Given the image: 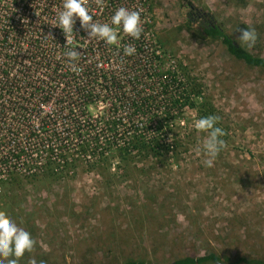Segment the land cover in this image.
I'll use <instances>...</instances> for the list:
<instances>
[{
	"label": "rangeland",
	"instance_id": "1",
	"mask_svg": "<svg viewBox=\"0 0 264 264\" xmlns=\"http://www.w3.org/2000/svg\"><path fill=\"white\" fill-rule=\"evenodd\" d=\"M188 4L233 39L239 29L254 28V47L238 43L264 57V0H150L156 68L162 76L170 67L178 72L187 98L170 118H130L121 109L114 115L113 100L102 96L86 109L101 118L100 130L87 133L112 143L62 147L38 114H24L33 129L19 121L14 98L0 92V211L36 241L18 263L115 264L133 257L166 264L207 251L264 257V74L188 28ZM49 9L0 0V46L7 26L22 19L28 27ZM7 54L0 47V70L9 69L2 63ZM201 114L219 117L225 133L211 167L202 152L207 133L194 128ZM140 135L167 153L133 147Z\"/></svg>",
	"mask_w": 264,
	"mask_h": 264
},
{
	"label": "built area",
	"instance_id": "2",
	"mask_svg": "<svg viewBox=\"0 0 264 264\" xmlns=\"http://www.w3.org/2000/svg\"><path fill=\"white\" fill-rule=\"evenodd\" d=\"M23 2L48 4L50 14H34L28 27L18 19L15 28L7 26L2 33L0 47L9 53L2 63H7L9 69L0 70V92L14 98L21 110L17 112L20 113L17 115L19 121L33 129L32 119L24 117V114L32 117L38 114L40 121L51 127L53 140L63 147L112 143V138L95 139L87 133L100 130L97 127L101 118L90 116L86 109L88 105L99 104L102 96L113 100L115 108L111 110L115 111L114 115L121 109L131 118L153 114L165 118L167 81L174 79L180 86L179 91L183 84L172 67L169 74L163 76L156 68L158 54L153 52L150 37V0H101L99 4L97 0H88L93 20L101 23L108 21L117 7L141 10L143 32L140 39L132 40L119 33V47L88 39L78 20L74 33L64 36L61 29L53 26L61 0ZM26 30L30 33L27 37ZM124 45L134 46L135 53L124 56ZM69 49L81 53L76 62L81 69L78 73L70 71L66 63L63 53ZM136 93L148 98L152 109L144 115L132 117L127 110L126 99L133 98ZM116 142L120 143L119 140ZM53 155L57 160L61 157L56 150Z\"/></svg>",
	"mask_w": 264,
	"mask_h": 264
},
{
	"label": "clouds",
	"instance_id": "3",
	"mask_svg": "<svg viewBox=\"0 0 264 264\" xmlns=\"http://www.w3.org/2000/svg\"><path fill=\"white\" fill-rule=\"evenodd\" d=\"M101 0H97L99 4ZM79 22V27L86 32L88 39L103 41L105 45L119 47V33L138 40L143 32V20L141 10H131L123 6L117 7L106 22L93 20L88 0H61L60 8L57 10L56 19L53 26L62 30L64 36H71L74 25ZM239 35L235 40L246 45L247 48L254 47L257 34L254 28L246 27L239 29ZM135 47L124 45L122 53L124 56H131L135 53ZM69 70L78 73L81 69L77 65L81 53L76 49H69L63 53ZM219 117L208 115L205 117L194 118V128L200 132L207 133V137L202 144V152L206 157L205 167H211L213 161L225 147V135L223 129L218 127ZM36 241L31 234L18 223L0 211V264H18L21 257L26 252L30 253ZM29 264H36L35 259L30 260Z\"/></svg>",
	"mask_w": 264,
	"mask_h": 264
},
{
	"label": "trees",
	"instance_id": "4",
	"mask_svg": "<svg viewBox=\"0 0 264 264\" xmlns=\"http://www.w3.org/2000/svg\"><path fill=\"white\" fill-rule=\"evenodd\" d=\"M186 25L188 28L195 27V31L205 39H209L211 41L218 42L225 50L227 55L237 63L242 64L248 69L257 70L264 74V57L252 54L251 52L245 50L235 39L229 36L224 29L214 21L206 19L208 14H199V10L193 8L190 4H188L187 12H186ZM199 16L204 19L199 22ZM174 79H169L167 81V89L164 91L165 99H164V115L165 118H170L173 112H177L179 109V101L180 99H184V104L187 102V98L184 97V89L179 91L180 86L174 82ZM126 107L127 110L130 111L132 117L135 114L144 115L148 113L152 109V105L148 98L140 97L139 93H136L133 98H127ZM154 115V114H153ZM201 116H206V114H201ZM131 118V116H130ZM158 123V121H157ZM157 126V125H156ZM154 131L157 133L160 129L156 130L154 127ZM157 135V134H156ZM133 147L140 148L145 145L151 146V149L155 152H159L161 150L163 153H167L168 148L164 147L161 142L157 140L146 141L143 137L137 136V139H133L131 142ZM128 146V145H127ZM96 149V148H93ZM22 264V263H18ZM115 264H157L150 262L148 260L142 258H133L126 257L122 259L119 263ZM166 264H264L263 258H249L240 255H236L233 257L220 255L214 251H207L205 254L201 256L197 255H185L176 257Z\"/></svg>",
	"mask_w": 264,
	"mask_h": 264
}]
</instances>
